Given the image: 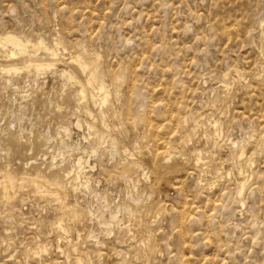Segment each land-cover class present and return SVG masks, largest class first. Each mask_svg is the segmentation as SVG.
Masks as SVG:
<instances>
[{
    "label": "rangeland",
    "instance_id": "1",
    "mask_svg": "<svg viewBox=\"0 0 264 264\" xmlns=\"http://www.w3.org/2000/svg\"><path fill=\"white\" fill-rule=\"evenodd\" d=\"M0 39V264H264V0H0Z\"/></svg>",
    "mask_w": 264,
    "mask_h": 264
},
{
    "label": "bare ground",
    "instance_id": "2",
    "mask_svg": "<svg viewBox=\"0 0 264 264\" xmlns=\"http://www.w3.org/2000/svg\"><path fill=\"white\" fill-rule=\"evenodd\" d=\"M1 37H2V36H1ZM9 37H10V36H9ZM10 40H13V39H12V38H9V41H10ZM15 40H18V39H15ZM25 40H26V39H25ZM59 40H60V39H59V36H58V41H59ZM0 41H1V39H0ZM13 41H14V40H13ZM4 42H6V41H4ZM10 42H11V41H10ZM16 42H17V41H16ZM25 42H26V41H25ZM59 42H60V41H59ZM18 43H19V40H18ZM41 43H42V42H41ZM56 43H57V41H56ZM56 43H55V44H56ZM60 43H62V42H60ZM1 44H2V43H1ZM6 44H7V42H6ZM9 44H11V43H9ZM23 44H24V43H23ZM37 44H38V43H37ZM30 45H31V44H30ZM38 45H39V44H38ZM57 45H59V44H57ZM57 45H56V46H57ZM14 46H15V45H14ZM19 46H20V45H19ZM24 46H25V44H24ZM42 46H43V45H42ZM42 46H41V47H42ZM6 47H7V46H6ZM32 47H34V46H32ZM37 47H39V46L36 45L35 48L37 49ZM44 47H45V46H44ZM23 48H24V47H23ZM56 48H57V47H56ZM56 48H55V49H56ZM66 48H67V47H66ZM48 49H49V48H48ZM23 50H25V49H23ZM51 50H53V49H51ZM58 50H59V49H58ZM66 50H67V49H66ZM45 51H46V50H45ZM49 51H50V50H49ZM56 51H57V49H56ZM28 52H29V51H28ZM54 52H55V50H54ZM54 52H53V53H54ZM59 53H60V52H59ZM27 54H28V53H27ZM56 54H57V53H56ZM56 54H54V55H56ZM93 54H94V53H93ZM12 55H13V54H12ZM25 55H26V54H25ZM77 55H78V54H77ZM31 56H32V55H31ZM50 56H51V54H50ZM71 56H72V55H71ZM80 56H81V55H80ZM57 57H59V55H58ZM78 57H79V56H78ZM78 57H76V59H73V60H76V62H78L79 66L82 68V70H83V71H86V69H88L89 67L86 68L87 65H85V64L80 60V59H82V58H80V57L78 58ZM14 58H15V57H14ZM98 58H99V57H98ZM49 60H50V59H49ZM71 63H72V62H70V64H71ZM44 64H45V63H44ZM44 64L42 65V64L40 63V65H42V66H44ZM54 64H55V63H54ZM54 64H53V65H54ZM23 65H24V64H23ZM29 65H32V64H28V66H29ZM28 66H27L26 70L29 69ZM256 66H257V65H256ZM30 67H31V66H30ZM37 67L39 68V66H37ZM37 67H36V68H37ZM49 67H51V66H49ZM15 68H17V67H15ZM19 68H20V67H19ZM40 68H41V67H40ZM44 68H45V67H44ZM42 69H43V67H42ZM20 70H21V69H20ZM29 70H30V69H29ZM37 70H38V69H37ZM44 70H45V69H44ZM8 71H10V70H8ZM18 71H19V69H18ZM87 71H88V70H87ZM87 71H86V72H87ZM27 72H28V70H27ZM66 72H67V71H66ZM228 72H229V71H228ZM36 73H37V72H36ZM38 73H39V72H38ZM64 74H65V73H64ZM66 74H68V73H66ZM84 74H85V73H84ZM84 74H83V75H84ZM70 76H71V75H70ZM85 76H86V75H85ZM72 77H73V76H72ZM88 77H89V76H88ZM238 77H239V75H238ZM69 78H70V77H69ZM225 78H226V76H225ZM74 79H75V78H74ZM76 79H77V78H76ZM241 79H242V78H241ZM70 80H72V79H70ZM91 80H92V79H91ZM123 80H124V78H123ZM239 80H240V77H239ZM87 81H88V79H87ZM92 81H93V80H92ZM92 81H91V82H92ZM76 82H77V81H76ZM79 83H80V82H79ZM89 83H90V82H89ZM80 85H81V84H80ZM89 85H91V84H89ZM223 85H224V84H223ZM92 86H93V85H92ZM92 86H91V87H92ZM225 86H226V85H225ZM102 87H104V86H102ZM82 88H83V87H82ZM82 88H81V90H82ZM92 88H93V87H92ZM101 89H102V88H101ZM106 89H109V88H106ZM83 90L85 91V89H83ZM83 90H82V91H83ZM103 90H104V89H103ZM109 90H110V89H109ZM82 91H80V92L82 93ZM99 91H100V90H99ZM101 91H102V90H101ZM85 93H86V92H85ZM85 93H84V94H85ZM84 94H83V95H84ZM99 94H100V95L98 96V100H99L98 102H99L102 106H104V105L106 106V105L109 103V100H108V99L111 98V97H109V95H104V94H103V91H102L101 93H99ZM85 95H86V94H85ZM93 96H94V94H93ZM93 96H92V97H93ZM111 96H112V95H111ZM82 97H84V96H82ZM112 97H113V96H112ZM84 99H85V97H84ZM96 101H97V100H96ZM98 102H97V103H98ZM109 104H110V103H109ZM97 105H98V104H97ZM97 105H96V106H97ZM107 106H108V105H107ZM99 108H100V107H99ZM101 108H102V107H101ZM108 108H110V107L108 106ZM214 109H215V108H214ZM100 110H101V109H100ZM105 111H106V110H105ZM108 111H109V110H108ZM220 111H221V109H220ZM110 112H111V111H110ZM220 113H221V112H220ZM223 113H224V112H223ZM108 114H109V113H108ZM116 114H117V113H116ZM212 114H213V113H212ZM103 115H104V114H103ZM220 115H221V114H220ZM104 116H105V115H104ZM106 116H107V115H106ZM212 116H213V115H212ZM214 116H215V115H214ZM214 116H213V117H214ZM114 117H116V116H114ZM102 118H103V117H102ZM203 118H205V117H203ZM209 118H210V117H209ZM216 118H217V117H216ZM105 119H106V117H105ZM105 119H104L103 121H105ZM211 119H212V117H211ZM103 121H102V122H103ZM188 121H189V120H188ZM207 121H208V120H207ZM207 121H206V123H207ZM209 122H210V120H209ZM216 122H217V121H216ZM216 122H214V123H216ZM103 123H105V122H103ZM185 123H186V122H185ZM197 123H198V122H197ZM210 123H211V122H210ZM106 124H107V123H106ZM121 124H122V123H121ZM198 124H199V123H198ZM211 124H212V123H211ZM219 124H220V123H219ZM208 125H209V124H208ZM214 125H215V131H216V125H217V123L214 124ZM108 126H110V125H108ZM122 126H123V125H122ZM211 126H212V125H211ZM105 127H106V126H105ZM112 127H113V126H112ZM120 127H121V126H120ZM107 128H108V127H107ZM108 129H110V127H109ZM122 129H123V127H122ZM195 129H199V128H195ZM201 129H202V128H201ZM201 129H200V130H201ZM117 131H119V130H117ZM120 131H121V130H120ZM120 131H119V132H120ZM110 132H111V130H110ZM196 132H197V130H196ZM217 132H218V131H217ZM217 132H216V133H217ZM121 133H122V132H121ZM123 134H124V133H123ZM119 135H121V134H118V136H119ZM201 135H202V134H201ZM204 135H205V134H204ZM217 137H218V136H217ZM190 138H191V136H190ZM114 139H115V138H114ZM120 139H121V138H120ZM122 139L125 140V138H122ZM190 140H191V139H190ZM125 143H126V142H125ZM136 143H137V142H136ZM126 144H127V143H126ZM136 145H138V144H136ZM128 146H129V145H128ZM140 147H141V146H140ZM66 148H67V147H66ZM71 148H72V147H71ZM129 148H130V146L128 147V149H129ZM126 149H127V148H126ZM70 150H71V149H70ZM244 151H245V150H244ZM202 152H203V151H202ZM202 152H201V151H199V152H198V151H195V153L193 154V155H195V157H194V164H195V165H194V166H196V167H200L203 158H205V157L202 156V154H203ZM242 153H243V151H242ZM132 154H133V153H132ZM132 154H131V155H132ZM169 154H170V153H169ZM169 156H170V155H169ZM171 156H172V154H171ZM179 157H180V156H178V158H179ZM202 157H203V158H202ZM241 157H242V156H241ZM171 158H172V157H169L168 160H167V162H171V160H170ZM53 159H54V158H53ZM55 159H56V158H55ZM182 159H184V158L182 157ZM177 160H178V159H177ZM241 160H242V159H241ZM239 161H240V159H239ZM244 161H245V160H244ZM249 161H250V160H249ZM172 162H173V161H172ZM250 162H252V160H251ZM250 162H249V164H250ZM204 163H206V162L204 161ZM86 164L89 165V163H88V162H85L84 159L81 157V158L78 159V162L76 163V165H77V169H76L77 171H76V173L73 174V172H70L71 170H70L67 174L65 173V174H66V179H67V180H70L72 175L75 176V177L73 176L74 178L72 179V181H66V182L69 183L68 185L72 184V182H74V181H75V182H78L79 180H82V181H83V179H86V176H85L86 166H87ZM167 164H168V163H167ZM169 164H170V163H169ZM246 165H247V164H246ZM251 165H252V164H251ZM207 166H208V165H207ZM240 166H241V165H240ZM249 166H250V165H249ZM89 167H90L91 170L94 168V167H92V166H90V165H89ZM204 167L206 168V166H204ZM241 167H242V166H241ZM243 167H244V166H243ZM237 168H238V167H237ZM208 169H209V168H208ZM245 169H247V168H245ZM74 170H75V169H74ZM237 170H238V169H237ZM247 170H248V169H247ZM219 172H220V170H219ZM228 173L230 174L231 172L229 171ZM239 173H240L241 176H242V174L244 173L243 169H240V170H239ZM239 173H238V175H239ZM246 173H248V172H246ZM37 174H38V173H37ZM215 174H216V172H215ZM218 174H219V173H217V175H218ZM38 175H39V174H38ZM38 175H37V176H38ZM243 175H247V174H243ZM42 176H43V174H42ZM221 176H222V175H221ZM10 177H11V175H10ZM44 177H45V176H44ZM45 178H46V177H45ZM12 179H13V178H12ZM46 179H47V178H46ZM48 180H49V178H48ZM63 180H64V179H63ZM236 181H237V180H236ZM244 181H245V179H244ZM56 182H57V181H56ZM63 182H64V181H63ZM80 182H81V181H80ZM83 182H84V181H83ZM88 182H89V180H87L85 183H88ZM64 183H65V182H64ZM78 183H79V182H78ZM78 183H75V184H78ZM81 183H82V182H81ZM79 184H80V183H79ZM79 184H78V185H79ZM83 184H84V183H83ZM236 184H237V183H236ZM51 185H52V184H51ZM55 185L59 186L60 184H55ZM61 185H62V184H61ZM73 185H74V184H73ZM73 185H72V186L70 185V186L72 187L73 192H75V190L77 191L78 186H77V187H74ZM80 185H81V184H80ZM87 185H88V184H87ZM240 185H241V189L244 191L245 186H246L245 182L242 181V183H240ZM83 186H86V185H83ZM83 186H82V187H83ZM51 187H52V186H51ZM59 187H60V186H59ZM61 187H62V186H61ZM71 187H70V188H71ZM82 187H81V188H82ZM88 187H89V186H88ZM21 188H22V187H21ZM37 188L40 189L41 187H37ZM47 189H48V188H47ZM65 189H66V188H65ZM54 192H55V191H54ZM71 192H72V191H71ZM5 193H6V192H5ZM34 193H35V192H34ZM41 193H45V192H42V190H41ZM240 193H241V191H240ZM57 195H58V194H57ZM8 197H9V195H8ZM9 198H10V197H9ZM13 198H14V197H13ZM13 198H12V199H13ZM15 199H16V198H15ZM137 199H138V198H137ZM60 200H61V199H60ZM10 201H11V200H10ZM138 201H139V200H138ZM136 202H137V201H136ZM114 217H115V219H116V216H114ZM114 217H113V219H114ZM64 218H65V217H64ZM62 223H63V222H62ZM107 225H109V223H108ZM59 226H60V224H59ZM61 227H62V226H61ZM109 227H111V226H109ZM140 227H141V226H140ZM62 229H64V228L62 227ZM106 229H108V228H106ZM110 229H111V228H110ZM64 231H65V230H64ZM66 232H67V230H66ZM118 239L120 240L121 237L119 236ZM96 241H97V240H96ZM145 241H146V240H145ZM148 241H149V240H148ZM148 241H147V242H148ZM74 250H76V249H74Z\"/></svg>",
    "mask_w": 264,
    "mask_h": 264
}]
</instances>
